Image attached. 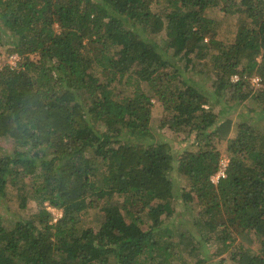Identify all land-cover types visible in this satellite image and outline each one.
<instances>
[{
	"label": "trees",
	"instance_id": "1",
	"mask_svg": "<svg viewBox=\"0 0 264 264\" xmlns=\"http://www.w3.org/2000/svg\"><path fill=\"white\" fill-rule=\"evenodd\" d=\"M0 45V264H264V0H0Z\"/></svg>",
	"mask_w": 264,
	"mask_h": 264
},
{
	"label": "rangeland",
	"instance_id": "2",
	"mask_svg": "<svg viewBox=\"0 0 264 264\" xmlns=\"http://www.w3.org/2000/svg\"><path fill=\"white\" fill-rule=\"evenodd\" d=\"M207 14L210 17L217 18V19H228L229 18L227 16V14L221 9V7L211 8L207 11ZM230 18L231 19L234 18V20H235L234 16H232ZM162 36H163V34L160 35V38ZM19 58L20 57H19L18 53H15L12 51L11 45H0V65H3L6 63H11L12 65L15 66ZM182 64L184 65V62H182ZM188 75L192 76L196 81L199 82V85H198L199 87L202 86L203 88L209 89V87L212 84V75L209 71V68H206L204 66H198L197 70L191 71ZM256 81H257V78H256V80L252 79V81H251L252 85H254V87H259L260 85L257 84ZM231 103H232V101H231ZM218 106H219V108H221L220 104ZM251 107H255V110H253V111L250 110ZM224 110L226 111V113H223L224 116L233 119V121H235V125H236L237 121L240 120L239 111H241L242 112L241 114H243L244 117H246L248 119L250 117L252 119V122L255 124V126L258 129H262V127L264 126V111H262L261 108L257 105V103L253 102L252 100H249L248 107H243V105H241L240 107L237 106V107H233V108L225 106ZM161 118H163L162 106L158 101L154 100L153 119H152L153 131L155 134L156 133L162 134L161 137L164 140H171L170 138H172V135H171V131L169 129H167L168 127L159 129ZM158 130L160 132H158ZM233 133H236V127H234ZM179 136H180V138H182L183 135H179ZM192 137L194 138V135H192ZM177 139L179 140V138H177ZM11 144H12L11 142L8 143L4 139L0 138V151L4 152L7 149V147ZM173 145L176 148H180L181 146L182 147L186 146L185 144L182 145L181 142L178 143L176 141ZM216 147L221 152L220 163L222 160H227V162L229 164V158H228L229 156H228V152H227V142L226 141H218V142H216ZM175 176H176L175 181L178 184V186H181L182 184L183 185L187 184L186 178L179 176L177 174H175ZM9 191L12 194L7 196L6 199L4 200V202L12 210H16L18 203L16 200L15 190L10 189ZM33 205L34 204L30 202V204H29L30 210H31ZM183 209H185V208L183 207L182 201L180 200L179 210H183ZM187 211H189V210H187ZM187 211H185V212H187ZM94 212H98V209H94ZM56 213L62 214V210L56 208ZM173 222H174L173 225H179L180 223H182L183 222L182 215H179L178 217H176ZM253 246L256 247V245H253ZM219 260H220V258L213 259L212 264H222L219 262Z\"/></svg>",
	"mask_w": 264,
	"mask_h": 264
},
{
	"label": "built area",
	"instance_id": "3",
	"mask_svg": "<svg viewBox=\"0 0 264 264\" xmlns=\"http://www.w3.org/2000/svg\"><path fill=\"white\" fill-rule=\"evenodd\" d=\"M254 80H256V79H254ZM227 168H228V162H227V160H222L221 163H220V166H219L218 171L214 175L211 176L212 182L215 183V184H217L221 178L226 177V175H227ZM50 210L53 213V217H54L53 220L54 221H57V219L60 216H62V214H57L56 213V208H51L50 207Z\"/></svg>",
	"mask_w": 264,
	"mask_h": 264
},
{
	"label": "clouds",
	"instance_id": "4",
	"mask_svg": "<svg viewBox=\"0 0 264 264\" xmlns=\"http://www.w3.org/2000/svg\"><path fill=\"white\" fill-rule=\"evenodd\" d=\"M51 208H53V207H51ZM49 210H50V207H49ZM50 211H51V210H50ZM51 212H52V211H51ZM62 215H63V212H62ZM60 217H61V216H60ZM60 217H59V218H60Z\"/></svg>",
	"mask_w": 264,
	"mask_h": 264
}]
</instances>
